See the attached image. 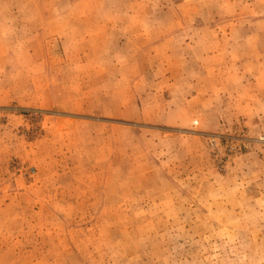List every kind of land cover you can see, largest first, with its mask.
Wrapping results in <instances>:
<instances>
[{
    "label": "rangeland",
    "instance_id": "1",
    "mask_svg": "<svg viewBox=\"0 0 264 264\" xmlns=\"http://www.w3.org/2000/svg\"><path fill=\"white\" fill-rule=\"evenodd\" d=\"M0 264H264V0H0Z\"/></svg>",
    "mask_w": 264,
    "mask_h": 264
}]
</instances>
